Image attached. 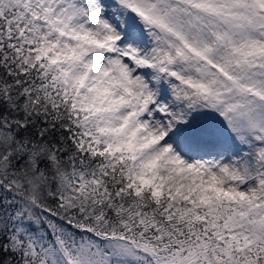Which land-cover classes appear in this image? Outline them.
<instances>
[{
  "label": "snow or ice",
  "instance_id": "snow-or-ice-1",
  "mask_svg": "<svg viewBox=\"0 0 264 264\" xmlns=\"http://www.w3.org/2000/svg\"><path fill=\"white\" fill-rule=\"evenodd\" d=\"M0 264H264V0H0Z\"/></svg>",
  "mask_w": 264,
  "mask_h": 264
}]
</instances>
